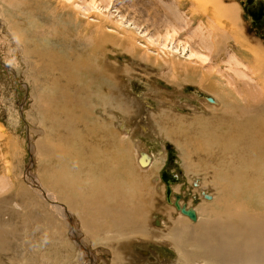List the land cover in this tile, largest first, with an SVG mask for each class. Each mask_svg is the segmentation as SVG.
Listing matches in <instances>:
<instances>
[{"label":"rangeland","instance_id":"obj_1","mask_svg":"<svg viewBox=\"0 0 264 264\" xmlns=\"http://www.w3.org/2000/svg\"><path fill=\"white\" fill-rule=\"evenodd\" d=\"M23 1L0 0V220L6 231H17L14 247L0 253V264H185L165 242L139 236L125 240L108 232L104 234L108 238L100 240L84 226V203L62 178L72 174L64 171L66 162L78 169L73 156L64 153L71 141L63 144L49 132L47 114L57 104L53 80L62 74L74 78L69 83L63 77L60 86L79 94L75 102L83 101L84 110L90 112L87 126L100 120L128 144L125 149L133 165L112 171L118 174L122 195L102 187L97 201L103 198L107 206L116 200L121 206L123 199L128 203V179L133 173L141 180L149 178L139 182L147 189L138 188L142 199L152 201L148 215L152 229L166 231L170 217L193 226L203 219L202 210L212 206L208 194L218 192L197 167L191 141L195 138L187 137L190 140L181 146L170 139L171 131H178L181 124H202L203 117L221 106L226 90L193 80L205 71L218 69L255 84L258 74L251 73L255 60L250 48L262 46L264 53V16L256 21L249 10L264 0L252 4L248 0H29L28 7ZM228 8L233 12L229 16L224 11ZM219 35L225 40L221 51L214 44ZM214 50L222 54L221 68L213 64ZM58 63L55 69L51 65ZM101 72L110 78L102 79L97 75ZM228 83L224 85H236L233 79ZM100 85L106 96L107 85L111 87L107 109L98 100ZM83 94L87 100L80 101ZM72 154L82 156L76 149ZM90 155L84 148L81 163ZM141 155L149 161L143 167L138 163ZM165 171L178 179L171 185L172 204L167 200ZM172 199L194 210L196 221L180 213ZM117 257L120 262H114Z\"/></svg>","mask_w":264,"mask_h":264},{"label":"bare ground","instance_id":"obj_2","mask_svg":"<svg viewBox=\"0 0 264 264\" xmlns=\"http://www.w3.org/2000/svg\"><path fill=\"white\" fill-rule=\"evenodd\" d=\"M214 2L216 3L218 0ZM29 3V0L23 1L26 7L30 5ZM218 10H221L218 12L222 13L223 9L218 7ZM224 11L228 16L233 13L229 8L224 9ZM218 18L220 28L225 29L226 25H223L220 17ZM230 24L236 28L235 23ZM236 30L238 29L236 28ZM237 34H232L234 39L244 44L246 39ZM218 38L220 40L214 42L216 49L221 48L225 41L224 37L220 35ZM261 47L259 45L254 48L249 47L255 60L251 73L257 71L258 74L255 84L247 82L249 84L246 85V82H241L236 76L229 74L231 75L229 77L225 72L218 71V69L214 72L205 71L202 77L193 78L200 85L208 82L210 89L215 90V87H222L227 94L221 101V106L203 117L204 122L202 124L200 122H196L194 126L181 124L178 131H171L174 136L170 139H174L183 146L184 142L195 138L191 141L197 155V167L201 168L202 173L200 174L202 176H208L205 182L209 181V185L214 187L218 194L215 196L208 194L213 200L210 202L212 206L209 210L206 208L202 212L200 210L204 216L195 225L192 226L186 220H173L170 217L171 225L163 232L154 230L149 226L148 215L152 201L142 199L143 191L138 188L145 186L139 182L147 181L148 177L141 180L142 178L134 177L133 173L129 171L131 177L128 179V185L131 187V193H129V199H125L128 200V203L123 201L125 196H122L123 206L116 198L115 205L109 204L107 206V202L103 198L97 201V197L100 198L102 195V187L114 194H117L119 190L120 194L121 183L116 179L118 174L112 171H115L119 166L124 167L130 163L133 165L128 151H126L128 144L120 140L116 133L100 120L97 125L93 122L87 126V122H89L87 118L90 116V112L87 114L82 106V100H87V95L83 94L81 103L75 102L78 101L79 94L68 90L67 86H60L61 80H64L63 74L53 80V86L57 90L55 98L57 104L56 107H53L54 110L47 114L49 132L53 138L63 144L71 141L69 144L71 147L68 150L65 148L64 153L68 152L73 156L74 164L78 163V169L70 168L71 165L69 163L66 165V162L64 171L70 172L69 170H72V174H63L62 178L66 181V186L73 191L75 190L78 198L84 203L83 222L88 231L96 232L100 236V240L107 239L108 236H104V234L108 232L115 233L116 237L119 236L125 240L139 236L146 240H156L155 242L162 245L165 242L176 251L179 259L185 264H193L197 261L206 264H264V53H261ZM214 52L216 54L214 53L213 56V64L221 68L222 64L219 57L222 54H218L216 50ZM243 58L244 61H249L246 59L247 57ZM59 64L51 65L55 69ZM238 71L243 70L238 69ZM97 75L101 76L102 79L110 78L105 72ZM64 78L69 83L74 79L70 76ZM232 79L236 81L234 88L226 87L224 84L229 86L228 82L230 80L232 82ZM211 83L217 84L211 86ZM259 86H261V91H259ZM99 88L98 100L100 105L105 104L102 106L107 109V104H110L112 100L109 95L111 87L107 85L106 88L108 97L101 94L104 89L103 85H100ZM209 100L214 101L210 98ZM216 103L218 104L217 100L214 104ZM119 110L121 109L119 108ZM92 121L94 120L92 119ZM85 122L86 124H84ZM84 148H87L91 155L89 158L83 159L81 163L80 158L83 156ZM61 149L58 148L56 151ZM74 149L77 150L78 155H82L79 159L72 154ZM56 151L55 153L59 154ZM109 153L113 154L112 157H109ZM138 159V163L142 167L143 163L149 164L144 155ZM62 163L61 165H63ZM82 164L85 165V170H82ZM81 179L84 182L81 183ZM174 183L176 182L171 185ZM144 189L147 187L145 186ZM172 190L174 189L172 188ZM250 195L253 196V200L249 199ZM138 198L140 201H137ZM176 201L177 199L173 201L174 206ZM139 204L141 208L138 209ZM179 205L180 209L175 207L180 213H184L185 210L188 214H194V221H196L197 215L194 210L186 209L180 203ZM91 212L93 214L89 216L88 220L87 216ZM155 222L160 223L158 220ZM12 233L3 228L0 220V253L9 252L12 249L14 245L12 242L17 237V231ZM114 262H120V257H117Z\"/></svg>","mask_w":264,"mask_h":264},{"label":"water","instance_id":"obj_3","mask_svg":"<svg viewBox=\"0 0 264 264\" xmlns=\"http://www.w3.org/2000/svg\"><path fill=\"white\" fill-rule=\"evenodd\" d=\"M250 3H252L253 2V0H248ZM250 15L253 17V19L254 20H256V21H259L261 18H262V16L264 15V5L261 3V5H260V7L258 8V10L257 11H255L254 13H250ZM163 179L165 180V182L167 183V200H169L170 202H171V200H170V195H171V184L173 183V182H177L178 181V179H174V178H171L170 176H169V174L165 171L164 173H163ZM171 204H172V202H171ZM175 206L178 208V209H180V205H179V202H178V199H177V201L175 202ZM184 214H187L188 216H190V217H192V219L194 220L195 218V215L194 214H188V213H186V211L184 210ZM194 216V217H193Z\"/></svg>","mask_w":264,"mask_h":264},{"label":"flooded vegetation","instance_id":"obj_4","mask_svg":"<svg viewBox=\"0 0 264 264\" xmlns=\"http://www.w3.org/2000/svg\"><path fill=\"white\" fill-rule=\"evenodd\" d=\"M253 2H254V0H253ZM253 2H252V3H253ZM252 3H251V4H252ZM262 4H263V3H262ZM260 5H261V3H260ZM263 5H264V4H263ZM259 7H260V6H259ZM259 7H257V8L254 7V9H250V10H249V13H251V12L254 13L255 11L258 10ZM263 16H264V15H263ZM263 16H262V17H263ZM252 18H253V17H252Z\"/></svg>","mask_w":264,"mask_h":264}]
</instances>
